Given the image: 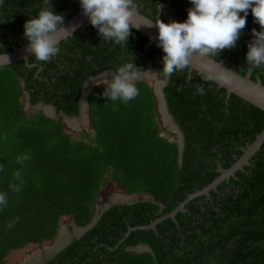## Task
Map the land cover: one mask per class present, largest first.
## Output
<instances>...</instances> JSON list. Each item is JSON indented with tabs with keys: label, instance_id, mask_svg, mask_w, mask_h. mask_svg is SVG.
<instances>
[{
	"label": "trees",
	"instance_id": "1",
	"mask_svg": "<svg viewBox=\"0 0 264 264\" xmlns=\"http://www.w3.org/2000/svg\"><path fill=\"white\" fill-rule=\"evenodd\" d=\"M51 5L64 22L75 14L69 0H51ZM136 5L153 21L162 5L159 18L165 23L185 21L192 7L190 0H136ZM41 6L42 0H0V54L28 44L24 24ZM253 28L259 31L260 25L249 10L236 47L212 59L244 75ZM131 32L127 46H121L103 41L92 25L83 26L59 43L60 53L49 62L32 56L28 65L0 67V192L8 194V205L0 210V264L15 251L53 242L63 218L77 227L88 225L108 183L118 193L152 200L110 207L46 264H264V144L235 179L189 202L175 220L140 229L210 184L219 175L218 165L234 164L264 128L263 111L234 95L226 99L223 88L194 71L188 78L187 68L163 88L167 110L183 135L181 156L177 141L162 135L157 98L143 81L137 83L140 95L128 104L104 97L106 84L93 89L90 132L81 139L65 131L62 119L26 114L25 93L32 106L52 105L57 114L78 117L84 83L100 72L115 73L132 56L138 68L146 71L154 60L161 72L164 52L156 45L144 51L145 36ZM257 79L264 85V68L252 69L251 80ZM196 85L206 95L196 94ZM25 153L31 159L21 166L15 160ZM17 169L23 172V188L13 193L8 184ZM139 245L148 251H129Z\"/></svg>",
	"mask_w": 264,
	"mask_h": 264
},
{
	"label": "clouds",
	"instance_id": "2",
	"mask_svg": "<svg viewBox=\"0 0 264 264\" xmlns=\"http://www.w3.org/2000/svg\"><path fill=\"white\" fill-rule=\"evenodd\" d=\"M190 4L192 7L187 10L185 21L173 20L169 23H165L159 18L163 6L158 5V15L155 22L148 25L158 28L157 47L162 48L164 52L162 71L157 73L154 70L155 73H150L138 68L132 56L129 62L118 67L116 72L112 74L111 80L105 82V91L102 93L104 97L113 102L120 101L128 104L140 95L137 83L144 77L156 76L157 78L162 73L165 78L160 81L158 79L159 84L163 81H166L167 84L168 78L174 73L184 72L191 66L194 54L201 58H214L219 56L223 50L235 48L242 31L246 27L249 10H251L254 23L260 25V30L252 29L253 39L248 43L247 65L250 69L264 68V0H190ZM80 6L83 14L89 18L91 25L98 30L103 41L127 46L128 39L132 34L131 29L134 26L132 17L137 7L136 0H80ZM64 20L65 17L62 14L53 11L51 0H42L38 16L25 22L24 37L28 41L26 50L34 53L36 61L49 62L60 53L59 34L67 32V29L63 27ZM2 58L7 62L9 60L6 55H2ZM217 79L225 83L230 82L225 75H219ZM196 94L206 95V89L202 85H196ZM33 106L30 105L31 108ZM43 106L52 105L42 104ZM30 159V154L25 153L18 155L15 162L23 166ZM2 170L3 166H0V171ZM8 187L13 193L22 191V169H17L12 173ZM136 195L148 196L152 199L146 194L127 196ZM7 205L8 194L0 192V210H3ZM160 206L162 207V205ZM18 221L19 217L17 216L7 227L11 228ZM137 247L147 248L143 245ZM137 247L129 251L136 252Z\"/></svg>",
	"mask_w": 264,
	"mask_h": 264
},
{
	"label": "water",
	"instance_id": "3",
	"mask_svg": "<svg viewBox=\"0 0 264 264\" xmlns=\"http://www.w3.org/2000/svg\"><path fill=\"white\" fill-rule=\"evenodd\" d=\"M69 3L73 5L76 8V13L66 22H64L63 27L67 29V32H63L59 34V41L62 42L64 40H67L68 38L73 37L74 33L83 26H89L91 25L89 18L83 14V10L80 6V0H69ZM155 21L149 19L148 17L144 16L143 14L139 13L137 7L135 12L133 13L132 17V24L134 25L132 27L133 30L138 31L142 35L145 36L147 39L145 45H144V51H147L150 46L156 45L158 43V28L155 26L149 27L148 25L153 23ZM139 27V28H137ZM59 42V43H60ZM27 45H20L18 47L13 46L12 50L10 52L0 54V67H5L20 61H24L28 65L29 59L34 56V53L28 52ZM160 48V47H159ZM162 50V48H160ZM163 51V50H162ZM2 55H6L9 57L8 62L2 58ZM30 67H33L35 65H29ZM148 70H150L148 68ZM194 71L198 75H202L206 77L207 79L211 77V80L213 83H215L218 87L223 88L226 91V99H228L231 95L237 96L238 98H241L245 102L253 105L254 107L258 108L259 110L264 112V85L261 83L259 79L253 81L251 80V74L252 69H249L244 75H240L236 72H234L232 69L225 66L224 61H215L212 58H201L194 54L191 66L188 68V78H190L191 72ZM100 74H113V72L107 71L102 72ZM95 75L94 77H96ZM219 75H225L226 78L230 81L229 83H225L217 77ZM89 78L83 85L82 89V98L80 100V106H79V115L78 117H66L63 114H61L66 119H75L79 120L81 122L80 127L83 126H89V108H88V96L93 91L94 88H92L90 91H85L86 84L89 80L92 78ZM142 81V80H140ZM166 84V81L160 82L157 91L154 88V94L158 100V104L161 108V111L165 113L169 120V127L173 128V130H176L179 135V156H181L182 150H183V136L179 130V128L176 126V124L173 122L168 110L166 103L163 98V86ZM26 97V103L28 107L30 108V104L28 103V96L25 94ZM39 106H42V104H38ZM33 106L32 108L37 110V107ZM53 113L55 114V108L52 106H49ZM26 110V109H25ZM48 117V116H47ZM65 122V121H64ZM171 124V126H170ZM90 127V126H89ZM79 128V127H78ZM264 144V128L262 131L256 135L255 140L247 144L244 148H242V154L241 156L236 160L234 164H232L228 169H223L220 165H218L217 172L218 176L206 187L202 188L201 190H198L196 192H193L189 194L183 202H181L171 213L157 218L155 221H152L148 226L140 227V229H151L155 230L156 225L160 223L161 221L170 218L172 220H175V216L179 212H186L185 206L194 200L197 197L200 196H208L209 192L212 190H216L218 185H220L222 182L229 180L230 178L235 179V173L237 171H243L245 166H249V160L260 150L261 146ZM150 198V197H149ZM152 199L148 200H132V201H125V202H110L101 209L95 208V213L92 221L86 225L85 227H77L80 229L81 232L77 236H73L70 241L62 246L51 258H46L44 262L41 264H46L49 261H51L53 258H55L56 255H58L60 252H62L65 248H67L74 240H78L81 238L87 231H89L91 228H93L98 220L100 219L101 215L108 210L110 207L114 205H131L137 202H144V201H151ZM61 230V229H60ZM133 230V228H130L128 232L126 233L125 237H127L130 232ZM59 237V236H58ZM57 237V238H58ZM56 238V239H57ZM55 239V240H56ZM54 240V241H55ZM53 241V242H54ZM143 248V247H142ZM141 247H137V250H142Z\"/></svg>",
	"mask_w": 264,
	"mask_h": 264
},
{
	"label": "rangeland",
	"instance_id": "4",
	"mask_svg": "<svg viewBox=\"0 0 264 264\" xmlns=\"http://www.w3.org/2000/svg\"><path fill=\"white\" fill-rule=\"evenodd\" d=\"M149 67H151L152 69H154L153 68L154 67L153 61H151L149 63ZM152 69H150V73H151V71H154ZM164 78H165V76H162V75H158L157 78H156V76H155V78H152V77L151 78H148V76H146V77H144L142 79V81L143 82H146L147 84H149V86L153 90H154V88H155V90H157L156 87H157V85L159 83V82H157V80L158 79H159V81L160 80H164ZM103 84H105V82L104 83H101L100 82L99 84H97L93 88L95 89L96 87L101 86ZM24 105H25V109H26V114L27 115H34V114L36 115V114H42V113H44L47 116L52 117L53 119H62V120H64L65 121V131L67 133L71 134L75 139H81V137H82L81 135L87 136L88 132H90V127L89 126L80 127V124L81 123L78 120H75V119L68 120V119L64 118L61 114H58V115L48 114L47 111L46 112L44 111V108L37 107V108H39L37 110L34 109V108H31V107L29 108L28 105H27V103H26V97H24ZM156 107H157V114H158L157 120L159 122L160 129L162 131V135L164 137H166V138H169L172 141H177L179 143V135H178V133L175 130H173V128H170L169 127V120L168 121L165 120V117H164L165 114H164L163 111H161V108H160V106L158 104V100H157V106ZM69 121H74V123L77 126L74 127L73 125L69 124L70 123ZM77 121L79 123H77ZM170 126H171V124H170ZM118 195L121 196V197H123V198L126 197L125 198L126 199L125 201H129L130 199H132V197H134V196H131L129 198V197L124 196L122 194H118V192L116 193L113 184L108 183L105 187H103L101 189V191L99 193V196H98V199L96 200L95 208H97L98 210L101 209L102 207H104L105 205H107L115 196H118ZM146 198L148 200L151 199L148 196H144L143 197V196L137 195V196H135V198L133 200H146ZM130 201H132V200H130ZM68 223H69L68 218H63L61 220L60 229L63 228V227H64L63 229H65L66 226H67V228L69 229L70 232L75 231V230H78L76 227H74L75 229L72 228ZM60 231L61 230H59V234H58L59 237L62 236V233L60 234ZM57 241L50 242V243H45V245H43V246H45L44 248H50V249H52L54 247V245L57 243ZM42 249H43V247H41V246H34L33 245V246L27 247V248H25L23 250L15 251V252H13L6 259V262L4 264H26V263L30 262V260H33V258L35 257V255H38L39 253H41L42 255H44L45 253H44V251ZM145 251H147V248H145V249L142 248V250H140V251H138L136 249V252H139V253H143Z\"/></svg>",
	"mask_w": 264,
	"mask_h": 264
},
{
	"label": "bare ground",
	"instance_id": "5",
	"mask_svg": "<svg viewBox=\"0 0 264 264\" xmlns=\"http://www.w3.org/2000/svg\"><path fill=\"white\" fill-rule=\"evenodd\" d=\"M151 73H155L154 71H151ZM101 75V76H100ZM99 75V77L98 78H95V79H91L92 81L90 82V80L87 82V84H86V87H85V91H87V85H89V87H91V86H94V85H96L97 83H100L101 81H107V80H111L112 79V76L111 75H103V74H100ZM152 77H154V76H152ZM157 82H159L158 80H157ZM156 82V83H157ZM90 83V84H89ZM158 86H159V83H158V85H157V87H156V89H158ZM93 88V87H92ZM92 88H88V89H92ZM90 90H88V91H90ZM87 91V92H88ZM157 91V90H156ZM39 108H44V111L46 112L47 111V113L48 114H52V115H54V113H53V111H52V109L49 107V106H38ZM45 107H47V108H45ZM39 108H37V109H39ZM44 114V113H43ZM165 114V113H164ZM44 115H46V114H44ZM47 116V115H46ZM49 117V116H48ZM165 117V120H167L168 121V118H167V116L165 115L164 116ZM50 118H52V117H50ZM68 120H70V119H68ZM79 121V120H78ZM77 121V123H79ZM70 123L69 124H71V125H73L74 127L75 126H77L75 123H74V121H69ZM76 122V121H75ZM81 123V122H80ZM117 193V192H116ZM118 194H121V193H118ZM123 195V194H122ZM124 196H127V195H124ZM137 196V195H136ZM127 197H131V196H127ZM144 197V196H143ZM126 197H121V196H115L110 202H125V199ZM135 198V196L134 197H132V199H130V200H133ZM129 200V201H130ZM109 202V203H110ZM69 223H71V222H69ZM70 225V224H69ZM72 228H74L75 226L72 224V226H71ZM64 228V227H63ZM63 228H61V231H60V234L62 233V236H60L59 238H57L55 241H57L58 239V241H57V243L54 245V247L52 248V249H50V248H44L45 246H41V247H43V251H44V255H42L41 253H39L38 255H35V257L33 258V260H30V262H28V263H26V264H41L42 262H44V260H46V258H51L62 246H64L65 244H67L69 241H70V239L73 237V236H75V235H79V233L81 232V230L80 229H78V230H75V231H72V232H70L69 231V229L67 228V226H66V228L65 229H63ZM75 229V228H74Z\"/></svg>",
	"mask_w": 264,
	"mask_h": 264
},
{
	"label": "flooded vegetation",
	"instance_id": "6",
	"mask_svg": "<svg viewBox=\"0 0 264 264\" xmlns=\"http://www.w3.org/2000/svg\"><path fill=\"white\" fill-rule=\"evenodd\" d=\"M70 4V3H69ZM69 9H70V11H75V13H76V8L73 6V5H69ZM72 38V37H71ZM66 41V40H65ZM61 43V42H60ZM151 61H153V65H154V60H150V62ZM149 62V63H150ZM149 63L147 64V67H146V71H149L150 72V70H148V68H150L151 69V67H149ZM31 65H36V64H31ZM154 69L153 70H156L157 71V73H158V70H157V68H155V66L153 67ZM99 74V73H98ZM97 75V74H96ZM103 75H111V74H103ZM101 76V75H100ZM112 76V75H111ZM99 77V75L98 76H96V77H94V78H92V80L93 79H95V78H98ZM152 76H148V78H151ZM152 78H155V76L154 77H152ZM92 80H90V82L92 81ZM153 80V79H152ZM104 82H106V81H101V83H104ZM90 84V83H89ZM97 84H99V83H97ZM96 84V85H97ZM96 85H94V86H96ZM88 87H87V91L88 90H90V89H88V88H92V87H94V86H91V87H89V85H87ZM90 95V94H89ZM89 97V96H88ZM82 98V97H81ZM163 98H164V94H163ZM81 100V99H80ZM87 100H88V98H87ZM164 101H165V99H164ZM166 103V102H165ZM79 106H80V101H79ZM167 106V105H166ZM45 108H47V107H45ZM56 111V110H55ZM55 115H58L57 114V112L55 113ZM71 120V119H70ZM68 224H70V226H72V223H68ZM75 236H77V235H75ZM57 256V255H56ZM55 256V257H56ZM54 259V258H53Z\"/></svg>",
	"mask_w": 264,
	"mask_h": 264
}]
</instances>
